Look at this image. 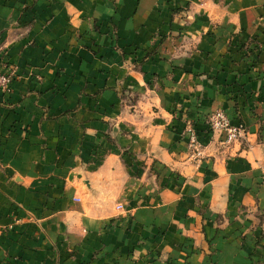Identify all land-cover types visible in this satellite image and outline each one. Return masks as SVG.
Masks as SVG:
<instances>
[{
    "label": "crops",
    "instance_id": "0c3cea01",
    "mask_svg": "<svg viewBox=\"0 0 264 264\" xmlns=\"http://www.w3.org/2000/svg\"><path fill=\"white\" fill-rule=\"evenodd\" d=\"M6 62L0 264H264V0H0Z\"/></svg>",
    "mask_w": 264,
    "mask_h": 264
},
{
    "label": "built area",
    "instance_id": "2783aa9c",
    "mask_svg": "<svg viewBox=\"0 0 264 264\" xmlns=\"http://www.w3.org/2000/svg\"><path fill=\"white\" fill-rule=\"evenodd\" d=\"M15 75V69L10 63L6 62L0 64V90L3 94H10ZM208 127L209 131L213 134H223V142L227 145L237 142L245 133L244 125H233L230 118L223 110H216L209 115ZM187 133L189 136L188 151L190 158L200 163L206 158L205 148L201 144L195 129L190 126L187 128ZM118 208L121 209L122 206Z\"/></svg>",
    "mask_w": 264,
    "mask_h": 264
},
{
    "label": "rangeland",
    "instance_id": "374dc122",
    "mask_svg": "<svg viewBox=\"0 0 264 264\" xmlns=\"http://www.w3.org/2000/svg\"><path fill=\"white\" fill-rule=\"evenodd\" d=\"M244 127H245V126H244ZM245 131H246V128H245ZM245 133H246V132H245ZM245 133H244V135H245ZM244 135H243V136H244ZM243 136H242V137H243ZM84 183H85V185H86L87 187H89V185H88L89 182H88V181H86V182H84ZM87 183H88V184H87Z\"/></svg>",
    "mask_w": 264,
    "mask_h": 264
},
{
    "label": "water",
    "instance_id": "95a60500",
    "mask_svg": "<svg viewBox=\"0 0 264 264\" xmlns=\"http://www.w3.org/2000/svg\"><path fill=\"white\" fill-rule=\"evenodd\" d=\"M88 184V183H87ZM89 185V184H88Z\"/></svg>",
    "mask_w": 264,
    "mask_h": 264
}]
</instances>
